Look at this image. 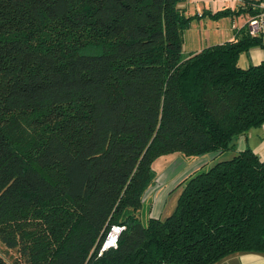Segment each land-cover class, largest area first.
<instances>
[{
	"label": "trees",
	"instance_id": "16d2710c",
	"mask_svg": "<svg viewBox=\"0 0 264 264\" xmlns=\"http://www.w3.org/2000/svg\"><path fill=\"white\" fill-rule=\"evenodd\" d=\"M184 0H0V264H215L264 255V51L248 25L181 59ZM219 19L258 18L260 0ZM207 161L143 222L155 159ZM226 153L231 156L220 159ZM208 167L206 170H203ZM113 227L116 248L101 250Z\"/></svg>",
	"mask_w": 264,
	"mask_h": 264
},
{
	"label": "crops",
	"instance_id": "0c3cea01",
	"mask_svg": "<svg viewBox=\"0 0 264 264\" xmlns=\"http://www.w3.org/2000/svg\"><path fill=\"white\" fill-rule=\"evenodd\" d=\"M242 5V0H184L182 6L185 14L196 17L184 35L182 54H185V59L200 52L203 48L235 39L237 32L245 27L249 20L253 19L249 14L241 13L236 16L231 15L219 19H213L210 16L224 9L233 11ZM256 8L261 10L259 17H264V0H260L258 6H253V9ZM258 35L262 37L264 42V27ZM263 59L264 51L259 48H252L240 55L238 64L242 68H248L249 66L260 64ZM236 143L237 151H242L248 146L264 162V124L259 128L250 130L245 137H240ZM228 156L230 157L231 154ZM176 176L181 177L177 171H168V173L161 174V177L158 176L157 178L159 188L155 189L156 186H154L146 194V198L151 195L154 196L153 200L149 202L152 206L151 217L161 218L163 216L165 197L169 193L179 191L172 192L178 184L177 182L172 183ZM166 215L169 216L170 214ZM215 264H264V255L236 253L223 258Z\"/></svg>",
	"mask_w": 264,
	"mask_h": 264
},
{
	"label": "rangeland",
	"instance_id": "374dc122",
	"mask_svg": "<svg viewBox=\"0 0 264 264\" xmlns=\"http://www.w3.org/2000/svg\"><path fill=\"white\" fill-rule=\"evenodd\" d=\"M184 58H185V54L183 53L181 56V59L184 60ZM228 155H230V153L224 154L222 157L219 158V160L228 158L229 157ZM203 161L206 162L207 159L206 158H201V159L189 158L188 159V158H183L177 153H170L168 155L161 156L155 159L153 163V168L157 172L158 176L160 177H161V174L166 173V172L168 173V171H177V173L180 174L181 177L179 176L174 177V180L172 181V183H176V182L179 183L183 178L191 174L197 168V166L202 165ZM207 168L208 167H205L203 170H206ZM158 185L159 183L156 182L155 189L159 188ZM178 195H179V191L167 194L163 202L164 210H163V216L161 217V219L166 218V216H168L166 214L172 213L176 205ZM153 197L154 196L151 195L147 198L146 197L144 198V205L142 208L143 222H145L148 217L149 202L153 200ZM0 254H2L7 259V261L10 263L13 262V260L17 257L15 252L6 251L5 247L1 244H0Z\"/></svg>",
	"mask_w": 264,
	"mask_h": 264
},
{
	"label": "built area",
	"instance_id": "2783aa9c",
	"mask_svg": "<svg viewBox=\"0 0 264 264\" xmlns=\"http://www.w3.org/2000/svg\"><path fill=\"white\" fill-rule=\"evenodd\" d=\"M249 33L252 36L258 35L261 31V29L264 27V17H258V18H253L248 21L247 23ZM122 230V227H113L109 234L106 236L105 241L102 245L101 250H106L109 248H116L117 246V238Z\"/></svg>",
	"mask_w": 264,
	"mask_h": 264
}]
</instances>
